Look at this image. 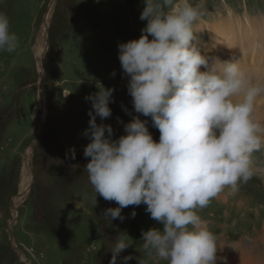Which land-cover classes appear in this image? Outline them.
<instances>
[{"label":"rangeland","instance_id":"obj_1","mask_svg":"<svg viewBox=\"0 0 264 264\" xmlns=\"http://www.w3.org/2000/svg\"><path fill=\"white\" fill-rule=\"evenodd\" d=\"M190 2L202 4V16L194 24L198 43L207 46L206 30L211 26L231 28L242 22L245 29L255 32L258 45L254 49L245 39L235 41L236 59L240 53L249 59L254 56L252 50H263L257 31L264 30V0ZM51 5L52 0H0V12L9 17L10 31L19 38L15 52L0 50V264H109L115 238L124 234L131 246L117 257L118 264L126 256L133 257L127 264H168L148 257L142 248V233L162 228L145 211L146 205L128 206L121 211L123 221L110 222L103 213L118 205L98 194L94 205L95 193L84 172L90 158L84 157L83 149L90 140L83 133L89 127L91 110L85 97L96 94L98 83L114 92L111 116L103 121L97 117V124L110 125L113 139H118L125 135L124 124L138 116L148 121L153 140L159 141L151 118L134 111L128 77L118 60V44L138 39L147 24L139 19L144 2L54 0ZM48 12L47 38L38 58L36 47L44 36ZM243 33L234 38L242 39ZM216 50L222 51L218 44ZM259 55L264 59V54ZM257 61L253 68L258 71L261 59ZM245 65H240L243 71ZM253 78L258 80L256 75ZM261 96L254 115L264 123L257 118L262 117ZM73 148L74 159L69 151ZM254 158L256 168L264 169V150L254 153ZM25 170L30 182L22 198ZM18 194L21 199L16 205ZM197 212L216 236L217 264H224L225 257L243 264L264 262V171L241 182L235 191L226 187Z\"/></svg>","mask_w":264,"mask_h":264},{"label":"clouds","instance_id":"obj_2","mask_svg":"<svg viewBox=\"0 0 264 264\" xmlns=\"http://www.w3.org/2000/svg\"><path fill=\"white\" fill-rule=\"evenodd\" d=\"M143 2L139 19L147 24L138 39L118 44V60L128 77L134 111L151 118L159 141L153 140L148 121L138 116L124 124L125 135L118 139L110 125L97 124V117L103 121L111 116L114 92L98 83L96 94L85 97L91 110L83 133L90 140L83 149L90 158L84 172L95 193L94 205L97 194L118 205L103 213L110 222L123 221L122 209L143 204L162 225L142 233L148 257L168 264H217L216 236L197 210L226 187L235 191L264 171L256 168L254 158L264 150V123L254 115L264 84H253L238 60L201 54L194 24L202 16V4ZM18 47L9 17L0 12V50L12 53ZM69 151L74 159L75 149ZM115 240L109 264H118L117 257L131 246L126 234ZM131 259L123 257L121 264Z\"/></svg>","mask_w":264,"mask_h":264},{"label":"bare ground","instance_id":"obj_3","mask_svg":"<svg viewBox=\"0 0 264 264\" xmlns=\"http://www.w3.org/2000/svg\"><path fill=\"white\" fill-rule=\"evenodd\" d=\"M53 2H54V0H52V5H53ZM49 16H50V13L48 12V15H46V17H45L46 22L44 24V28L42 29L43 30V33L46 31L45 30L46 29L45 27H46L47 20L49 19ZM254 21H255L254 19L249 20V22H250L251 25H252V23ZM231 23L235 24V22H231ZM241 23L242 22H240V24L237 23L234 27H231V28L230 27L225 28L221 24L211 26V29L206 30V32H207V34L209 36V43L207 44V46L203 45L201 42L198 43V41H195L197 43V46L200 48L201 54L202 55H206V56H208L210 58L211 57L218 58L221 61H237V59H236L237 57L235 56L236 52L234 50V48H235L234 47V42L235 41H239L240 42V40H243V39L247 40L248 42H251L253 44V48L255 49V46L258 45V44H254V35H255V32L254 31H251V30L248 31L247 29H245L241 25ZM250 24L248 23V27H250ZM207 28H208V26H207ZM244 30L246 31L245 33H243ZM239 33H243V35H244L243 38L242 39H235L234 38L235 34H239ZM257 33L259 34V37L261 39V45L263 47V50H261L260 52L257 49H256V52H254V50H252L251 53L254 56H251L249 59H247V57H245L242 53H240V58H239L238 62H239V65L246 64L245 65V67H247L245 69L246 70L245 71L246 73H247V71H251V73H250L251 76L249 77L250 80L252 78L253 81H256L257 82V84H264V59L259 55V54H261V55L264 54V30L262 32H260V33L257 31ZM256 36H258V35H256ZM43 38H44V36L41 38L38 47H36V51H37L36 56L38 58L42 57L43 47H44V44L42 43L43 42ZM217 44L219 45V48H221V50H222L221 52H218V50H216ZM241 54H242L243 57H241ZM258 59H261V63L258 66V71H257L253 67H254V64L256 62H258L257 61ZM249 61H250V64L248 66V62ZM248 69H250V70H248ZM205 70L206 69H204L203 66H202L201 67V71H205ZM247 74L249 75V72ZM252 74L253 75L255 74L256 76H258V80L254 79L253 77L255 75L253 76ZM261 98H263V95L261 96ZM258 99L260 100V97ZM261 106H262V104H261ZM262 107H263V109H262V117H261V115L260 116L258 115L259 117H257V118H259V119L260 118L264 119V117H263L264 116V103H263V106ZM27 161L30 162V158ZM29 182H30V180H29L27 171L25 170L22 173V179H21V190H20L21 192L20 193H21V197L22 198L25 195V193L28 191ZM21 197L19 196V199L15 203L16 205L20 202ZM229 262L230 263H228V264H233L234 263V261L233 262L232 261H229Z\"/></svg>","mask_w":264,"mask_h":264},{"label":"water","instance_id":"obj_4","mask_svg":"<svg viewBox=\"0 0 264 264\" xmlns=\"http://www.w3.org/2000/svg\"><path fill=\"white\" fill-rule=\"evenodd\" d=\"M51 2V1H50ZM44 38L46 39L47 38V29H46V31L44 32ZM47 47V46H46ZM41 65L43 66V62L41 61ZM39 99L41 100V96H40V89H39ZM38 136L39 135H36V137H35V139H34V141L31 143V147H32V154H33V148H34V145H35V143L37 142V140H38ZM18 196H20V194H18Z\"/></svg>","mask_w":264,"mask_h":264},{"label":"crops","instance_id":"obj_5","mask_svg":"<svg viewBox=\"0 0 264 264\" xmlns=\"http://www.w3.org/2000/svg\"><path fill=\"white\" fill-rule=\"evenodd\" d=\"M227 256V255H226ZM225 259H226V261L224 262V264H228V261L230 260V257H225ZM233 264H243V263H241V262H237V261H234V263ZM254 264H256L255 262H254ZM261 264H264V262L263 263H261Z\"/></svg>","mask_w":264,"mask_h":264}]
</instances>
